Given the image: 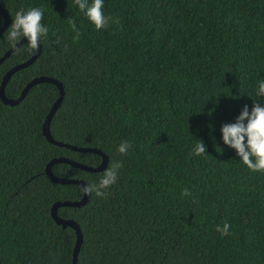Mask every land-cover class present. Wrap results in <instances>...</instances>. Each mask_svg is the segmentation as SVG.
Segmentation results:
<instances>
[{"label": "trees", "instance_id": "1", "mask_svg": "<svg viewBox=\"0 0 264 264\" xmlns=\"http://www.w3.org/2000/svg\"><path fill=\"white\" fill-rule=\"evenodd\" d=\"M0 7L10 17L0 57L12 47L7 34L20 9L43 8L49 29L37 58L8 78L5 96L17 98L36 77L57 79L64 93L51 136L108 157L101 171L61 162L52 173L98 183L112 162L123 164L104 197L57 209L80 226L76 264H264V172L250 170L221 132L245 104L264 106L256 95L264 0H104L105 16L120 23L100 30L74 0H0ZM3 20L0 13V27ZM34 51L25 41L5 57L0 85ZM58 96L57 85L37 82L17 104L0 98V264H72L75 231L57 224L51 207L80 200L83 190L53 182L45 167L61 156L92 167L102 158L43 135ZM123 141L131 144L125 155L117 151ZM224 223L231 227L222 236L216 229Z\"/></svg>", "mask_w": 264, "mask_h": 264}, {"label": "clouds", "instance_id": "2", "mask_svg": "<svg viewBox=\"0 0 264 264\" xmlns=\"http://www.w3.org/2000/svg\"><path fill=\"white\" fill-rule=\"evenodd\" d=\"M79 10L95 25L97 30L105 28L110 22L119 24V18L105 16L103 12L104 0H74ZM44 10L40 7H31L27 10L20 9L15 13V17L7 34V40L13 47L16 46L21 38H27L29 47L38 50L41 38L48 34V27L42 21ZM72 30L76 33L74 41L80 38V30L77 28L74 20L69 18ZM258 97H264V81L258 84L256 92ZM246 121V123H245ZM222 139L225 145L234 148L237 155L243 163L254 172H264V106L259 100L253 101V107L249 111L245 104L233 123H224L221 127ZM131 144L128 141L121 142L117 151L121 155L127 154ZM206 151L204 142L197 143L194 147L193 154L202 156ZM123 167L121 161H114L103 172L98 183H87L82 186L84 194L95 193L98 197H104L106 190L116 183L118 171ZM183 195H191L188 189H184ZM230 225L224 223L223 227L217 226V231L222 236L228 235Z\"/></svg>", "mask_w": 264, "mask_h": 264}, {"label": "water", "instance_id": "3", "mask_svg": "<svg viewBox=\"0 0 264 264\" xmlns=\"http://www.w3.org/2000/svg\"><path fill=\"white\" fill-rule=\"evenodd\" d=\"M0 13L3 15L4 20H3V24L0 27V34L5 30V28L8 26L9 21H10V17H9V13L7 12V10L5 8L0 7ZM27 41V38H21V41L18 42L16 44L15 47H11L9 50H7L1 57H0V63L1 61L7 57L10 53H12L14 51V49H16L21 43ZM40 49H41V44L39 43V48L38 50L34 51V54L31 56V58H29L27 61L17 64L14 67H12L4 76H3V80L2 83L0 85V98L1 100L6 103V104H17L20 100L23 99V97L25 96L27 90L35 83L37 82H51L55 85H57V87L59 88V96L58 98L53 102V104L51 105L49 112L46 115V118L43 122L42 125V133L43 135L46 137V139L58 146H62V147H66L69 148L71 150L74 151H79V152H94L97 153L101 156L102 160L101 163L96 166V167H92V166H88L85 164H82L80 162H76L74 160H71L67 157L61 156V157H56V158H52L46 165L45 167V172L46 174L49 176V178L55 182V183H60V184H70V183H74V184H78L81 187L82 186H86V183L83 180H78V179H70V178H65V177H58L55 176L52 171H51V167L53 164L55 163H61V162H66L71 164L72 166L78 167L80 169L86 170V171H90V172H96V171H101L103 170L107 163H108V157L105 153H103L100 149L98 148H94V147H79V146H75V145H70L61 141H57L55 140L51 134H50V121L55 113V111L57 110V108L59 107L61 100H62V96H63V86L62 84L55 78L52 77H47V76H41V77H36L33 78L31 81H29L26 86L24 87V89L22 90L21 94L15 98H8L7 96H5L4 94V86L8 80V78L17 70L22 69L26 66H28L31 62H33L37 56L40 53ZM89 198V194H84L83 192V196L80 200L77 201H69V200H65V201H57L55 202L52 207H51V216L52 218L56 221L57 224H61L63 227L66 226H70L74 229L75 231V245L73 248V253H72V264H76L77 261V255L79 252V248L83 239L82 236V232L80 229V226L78 225V223L74 220V219H66V218H62L60 216H58L57 214V209L60 206H68V207H78V206H82L84 205L87 200Z\"/></svg>", "mask_w": 264, "mask_h": 264}]
</instances>
